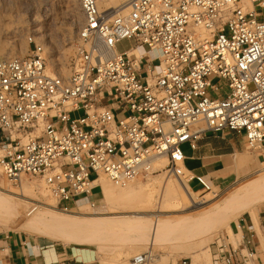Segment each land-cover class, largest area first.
Here are the masks:
<instances>
[{
    "label": "built area",
    "instance_id": "obj_1",
    "mask_svg": "<svg viewBox=\"0 0 264 264\" xmlns=\"http://www.w3.org/2000/svg\"><path fill=\"white\" fill-rule=\"evenodd\" d=\"M99 1L78 0L83 23L66 74L32 36L24 56L0 58V182L41 181L70 213L95 206L102 176L126 187L164 170L212 192L187 173L182 148L196 150L206 132L244 135L264 159V0H127L115 15ZM125 42L133 46L121 51ZM257 239L240 218L213 237L211 263L264 264Z\"/></svg>",
    "mask_w": 264,
    "mask_h": 264
},
{
    "label": "rangeland",
    "instance_id": "obj_2",
    "mask_svg": "<svg viewBox=\"0 0 264 264\" xmlns=\"http://www.w3.org/2000/svg\"><path fill=\"white\" fill-rule=\"evenodd\" d=\"M119 3L118 0L99 1L102 10H111ZM71 5L70 0H0V45L6 50H12L14 57L24 56L28 48V37H35L37 41L45 43L48 49L49 61L54 59L55 65L57 64L58 66V71L61 69L60 62L64 60L63 63L67 73L69 65L75 59L74 41L77 31L83 23V13L79 3L77 2L76 4L77 8L73 5L71 7ZM4 41L6 42L4 43ZM21 45L24 49L22 52L18 48ZM132 46V42H125L119 45V49L125 51ZM17 48L19 51H16ZM139 51L143 52L144 48L140 47ZM83 116V111H79L73 113L71 118L79 119ZM186 147H182L184 154L186 153ZM238 159L249 160V165L239 166L237 163ZM235 164L230 168L227 176L212 182V192L203 191L195 182L191 185L196 197L187 198L189 211L185 209L184 211L171 212V208L163 207V202L167 200L166 197H163L165 190L173 184L180 186L181 180L178 178L169 175L164 170L158 171L148 178H137L133 181L135 190L143 187L154 189L157 195L156 199L162 203L161 209L170 211L165 213V215L167 214L166 217H169L168 220L158 219L156 221L158 223L155 224V222L147 221L143 217L130 216L125 219L128 221L126 224L103 226L94 232L88 233L87 236L81 239L61 238L51 240L52 238L50 237L27 234L20 229L22 226H33L46 230L52 226V217L40 211V208L51 207L50 209L61 212L64 216L105 215V213L99 211L107 206L103 196H101L94 207L84 202L79 205V208L74 209L70 213H65L56 209L55 201L41 181H31L19 188L6 182L7 190L20 194L24 192V195L30 193L28 198L32 196H36V198L34 197L35 199L31 201L33 205L25 206L20 204L22 206L18 207L20 212L18 214L13 213L12 220H9V223L7 221L4 224L0 216V237L19 234L24 237V240L27 239L44 246H48L51 241L53 246L67 249L69 256L92 264H131L130 261L134 256L145 252L152 253V257H154L153 264H177V262L181 263L184 259L190 261L191 264H212L210 244L215 234L225 231L230 232L229 228H226L228 215L234 211L247 210L252 207H254L256 212L257 207L264 206V198H262L264 196V183L257 185L253 189H248L247 193L239 190L247 182H253L257 178V174L264 171L262 153L249 150L245 143L243 150L236 156ZM247 168L251 169L248 171ZM101 178L102 181L108 182L115 189V192H119L121 189L127 190L130 186L117 187L105 176ZM28 187L33 188L34 195L28 191L29 189H26ZM179 190L182 192V188ZM206 198L211 199L203 203ZM244 198L248 201L244 200ZM37 199L38 201H36ZM236 199L238 200L237 205L234 203ZM242 199L243 201H241ZM212 203L218 204L214 210L209 207L212 206L209 205ZM196 205L199 207L192 209ZM231 205H236V207L233 208ZM219 206L223 207V209L225 208L224 212L230 211L227 217H220L222 210ZM201 208L203 211H201ZM210 210H212V213L220 210V212H216L219 216L214 214L215 216L210 219L211 223L210 220H206L207 218L202 216L203 213ZM114 213L110 214L114 215ZM246 215L247 213H243L236 220H231L229 222L230 227L240 218H245ZM208 227L211 229H208Z\"/></svg>",
    "mask_w": 264,
    "mask_h": 264
},
{
    "label": "bare ground",
    "instance_id": "obj_3",
    "mask_svg": "<svg viewBox=\"0 0 264 264\" xmlns=\"http://www.w3.org/2000/svg\"><path fill=\"white\" fill-rule=\"evenodd\" d=\"M118 1L120 3L117 6H115V8L111 9L112 11L110 10L112 13L111 15H115V14H118L121 12H127L128 11L127 1L126 0H118ZM70 2L72 3L73 6L76 7L78 0H70ZM72 5H71V7H72ZM99 7H100V4H99ZM5 42L6 41H4V43ZM18 48L21 50L20 52L24 51L22 45ZM18 48L16 51H19ZM133 53L135 55H139V51H135ZM13 54L14 53L12 50H9V49L6 50L0 45V58L1 59L11 58V56L14 57ZM50 62H51V65L53 67H56L57 64L55 65L54 59H51ZM63 62H64V60L60 62V65H61L60 68L61 69L58 71V73L60 75L66 74V69L64 67ZM160 166H162L161 163H160ZM5 183L6 182H0V216H1V218H2L1 220H2V222H4V224H6L7 221L9 223V220H12V214L13 213L18 214L20 212V211H18V207H22V206H20V204L25 205V206L33 205V203L31 201L36 198V196H32V197L30 196L31 198H28V195L30 193H28V195L27 194L24 195V192L22 194H20V193H16V192L7 190L6 189L7 183L6 184ZM97 183L100 184L102 187V196H103V198L107 204L106 207L101 208L99 211L102 213H105V215L64 216V214H62L61 212H56L55 210L50 209L51 207L50 208H48V207L47 208H40V211H42L43 213L50 215L52 217V219H53L52 226L50 228H47L46 230H41L40 227L22 226V228L20 230L24 233L31 234V235L47 236V237L52 238L51 240L61 239V238L81 239V238H84L85 236H87L88 233L94 232L96 229H98L100 227L109 226V225H120V224H124V223L126 224L128 221H126L125 219L130 217V216L143 217V218L147 219V221H152L153 223L155 222V224L158 223V222H156V221H158V219L168 220L169 217H166L167 214L165 215V213H169L170 211L168 212L166 210L161 209L162 203L159 202L158 199H156L157 195H156V192L154 189H152V188L147 189V188L143 187V188H140L139 190H135V184H134V182H132L131 184H129L130 186L127 190L121 189V190H119V192H115L114 191L115 189L112 186H110V184L108 182H106L105 180L102 181V178H100ZM263 183H264V171L257 174V178L253 182L252 181L247 182L246 184L243 185V188H241L239 190L242 192H246L248 189H253L257 185L263 184ZM180 186L173 184L170 187H168L163 194V197H166V199H167L166 201L163 202V204H164L163 207L171 208L172 209L171 212L184 211L185 209H187V211H189L187 208L188 207L187 198L188 197L189 198L190 197L191 198L196 197V195L192 192V190L189 188V186L184 181H181ZM179 187L182 188V192H180ZM26 189H29L28 191L31 192L32 195H34V193H33L34 190L32 187H28ZM39 197H40V195H39ZM262 198H264V196ZM208 199L210 200L211 198H208ZM208 199L206 198L205 202H203V203H206V201H209ZM244 200H246V199L244 198ZM36 201H38V199ZM241 201H243V199ZM246 201H248V200H246ZM246 201H244V203H246ZM237 202H238V200L236 199V202H234V203L236 204ZM83 203L84 202H81L80 204H83ZM87 205H89V204H87ZM209 205H212V206H209V207H212V210H214L215 207L218 206L217 203H214V204L212 203ZM236 205H233V206L231 205V206L234 208V207H236ZM240 205H241V203H240ZM198 207L199 206L196 205V206L192 207V209H194V208L196 209ZM229 207H227V208H229ZM212 210L203 213L202 216L207 218L206 220H210L213 218V216H215L214 214L218 215V213H216V212H218V211L220 212V210H218V211L216 210V211H214V213H212ZM221 210L222 211L220 212L221 213L220 217L221 216L227 217V215L230 213V211L224 212L225 208L223 209V207L221 208ZM117 211H120V212H117ZM127 211H129V212H127ZM201 211H203V209ZM113 212H115L114 215H111L110 213H113ZM124 213H127V214H124ZM188 215H190V214L188 213ZM210 223H211V220H210ZM214 223H215V221H214ZM211 227H213V226H211ZM209 228L210 227H208V229ZM208 232H210V231H208ZM198 233H199V231H198ZM201 235H202V233H201Z\"/></svg>",
    "mask_w": 264,
    "mask_h": 264
},
{
    "label": "crops",
    "instance_id": "obj_4",
    "mask_svg": "<svg viewBox=\"0 0 264 264\" xmlns=\"http://www.w3.org/2000/svg\"><path fill=\"white\" fill-rule=\"evenodd\" d=\"M147 61L145 60V63ZM244 145V135L231 131H224L220 134L206 132L199 139L196 150H191L189 144L183 145L187 146L184 167L190 175L202 176L214 182L218 178L227 176L230 168L236 165V156L243 150ZM249 162V160H237L239 166H248ZM192 192L196 195L194 190ZM101 196L102 189L100 185H97L91 201L97 202ZM243 213H247L245 216L246 221L250 226L255 228L258 237V254L264 263V206L257 207L256 212L254 207H252L247 210H237L230 213L226 221V228L228 227L230 232L231 227L229 222L236 220ZM250 213H253L254 216ZM0 247H5L6 250L5 252L0 251V264H80L82 262L84 264H92L69 256L67 249L57 248L51 244V241L48 243V246H44L27 239L24 240V237L19 234L0 237ZM177 264L181 263L177 262Z\"/></svg>",
    "mask_w": 264,
    "mask_h": 264
}]
</instances>
